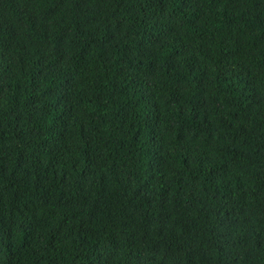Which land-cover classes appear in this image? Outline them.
<instances>
[{
  "label": "trees",
  "instance_id": "obj_1",
  "mask_svg": "<svg viewBox=\"0 0 264 264\" xmlns=\"http://www.w3.org/2000/svg\"><path fill=\"white\" fill-rule=\"evenodd\" d=\"M0 264H264V0H0Z\"/></svg>",
  "mask_w": 264,
  "mask_h": 264
}]
</instances>
